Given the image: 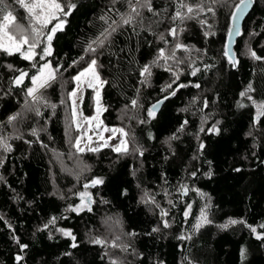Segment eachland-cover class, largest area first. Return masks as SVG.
Segmentation results:
<instances>
[{
    "label": "trees",
    "instance_id": "trees-1",
    "mask_svg": "<svg viewBox=\"0 0 264 264\" xmlns=\"http://www.w3.org/2000/svg\"><path fill=\"white\" fill-rule=\"evenodd\" d=\"M202 1L214 12L188 14L180 7L181 0H151L153 10L138 7L136 15L128 0H71L77 7L63 16L66 23L51 42V55L28 61L19 54L0 52V137L9 134L11 145V151L0 147V264H112L101 244L87 240V234L99 229L108 215L119 216L132 235L136 256L125 264H264V239H257V234L264 235V116L258 120L256 116V104L264 103V59L249 54L251 49L264 57V0H255L244 22L235 43V64L224 53L232 13L240 0ZM200 2L183 0L189 6ZM177 11L184 14L183 20L172 19ZM130 13L132 22L123 24L121 16ZM174 27L182 28L183 43L198 51L194 68L198 71L183 72L177 80L168 67L153 65L146 81L142 69L165 48ZM106 29L111 35L103 46L94 45L93 56L88 55V45L103 40ZM41 39L37 53L47 43L46 35ZM90 57L106 81L101 93L108 126L123 125L122 113L133 107V100L137 102L126 128L130 148L139 151L131 155L105 147L83 153L89 176L103 183L91 187V211L76 212L72 209L78 197L62 199L55 193V187L62 191L73 187L76 178L53 153L64 157L71 153L65 99L74 88V76ZM47 62L60 76L42 91L45 101H38L31 117L19 121V130L12 134L8 117L23 109L30 77ZM17 70L28 73L19 87L13 84L20 74ZM249 85L252 100L240 95ZM165 97L170 98L161 111L149 116L151 106ZM82 108L86 116L93 114L91 88L85 91ZM213 127L218 131H210ZM185 180L211 198L210 223L195 227L196 206L185 217L195 193L186 197L174 193L182 198H174L173 223L165 232L159 229L158 215L141 200L142 191L175 192ZM53 217L54 224L50 223ZM229 220L245 223L221 227ZM60 229L69 230L75 241ZM17 256L22 259L17 261Z\"/></svg>",
    "mask_w": 264,
    "mask_h": 264
},
{
    "label": "rangeland",
    "instance_id": "rangeland-1",
    "mask_svg": "<svg viewBox=\"0 0 264 264\" xmlns=\"http://www.w3.org/2000/svg\"><path fill=\"white\" fill-rule=\"evenodd\" d=\"M200 1L201 2L197 5H190L194 8L193 12H196V14L194 15H197L203 12V11H200L198 8V6L200 5L206 6V7H203L204 11H207L208 8L213 9V7L208 4V2L206 3V2H203L202 0ZM60 2L63 4L62 0H60ZM7 4L9 6L7 10L12 11L13 15L16 17V21L14 23L19 24L22 27L28 29V32L30 35L31 30L26 24V21H28L29 23V20L27 19L28 14L26 10L21 8L20 5L15 2V0H7ZM184 11L187 12V9H185ZM4 14L5 13L0 12V20H2V16ZM60 19L63 20L62 15L60 16ZM204 20L206 22L207 19H204ZM56 23H58L57 20H52V22L47 26V28L44 29L45 35L50 31L49 27L51 29L52 25L53 24L55 25ZM207 24L212 25L211 23H207ZM175 29L177 30L176 37L174 38L172 35L168 34L170 37L164 42L165 56L171 57L173 50H175L174 58H170L167 60L160 59L159 58L160 54H159L155 58V60L149 65L151 69L153 65H162L164 67H168V69L171 70L173 77L183 72L190 71V70L195 71L196 70L194 69L196 67L195 63L199 56V53L197 50H195V48L185 45L183 43L182 38H181L182 28H175ZM177 43L183 45V47L180 49H176L175 46ZM94 45L95 44H93L92 47H94ZM88 51H89L88 55L93 56V52L90 50ZM92 59H95V58L90 57V59L88 60V64L85 68L88 67ZM47 63H50V62H47ZM50 65L52 69L54 70L56 69L51 63ZM97 72H98V67H97ZM55 76L56 78H58L60 76V73L56 71ZM148 77L149 76H146V81ZM99 78L101 81H103L100 74H99ZM82 80H83V83H80L78 86L77 82L73 79L74 88L68 92V100L67 98L65 99V103L67 104V101H68V106H69L68 115L66 116V130H67L68 142L70 143V146H71V153L68 157H64L62 154L57 153V152L53 153V156L55 160H57V162L60 165H62V167L67 172H69L73 177L76 178V184L73 187L63 190V191L55 187V193L62 199H72L74 197H78L79 203L77 204L76 208L79 206L83 210V209L90 207L93 201V196L91 193V187H92L91 181L93 179H91V177L89 176L90 166L85 161V159L82 157V154L88 151L85 150L83 153H78L75 147H73L75 140L77 139V137H83L81 139V144H80L81 147H85L86 145L90 147H100L101 145L104 144V140H107L108 141L107 147H110L113 149V146L118 145L121 139H125L127 141L128 153H130L131 155L132 154L135 155V153L137 152V148L135 147L130 148V142H129L128 135L124 137L119 132L113 133L111 131H105L104 129L105 128L107 129H121L122 128L124 132L128 134V130L126 128L128 126L127 125L128 120L136 112L137 105L133 106L132 108L124 110L121 116V123H123V125L119 124L115 126H108L103 120V112L105 111L104 110L99 116V120L102 121L99 128L96 127V124H97L96 120H93L91 122V126H89V124L85 122L84 118L93 117L96 115L95 90L91 88L93 90V114L91 116H86L83 112L82 102H83L86 89L90 87H88L87 79L82 78ZM32 86L33 85L31 84V87ZM102 87L100 88V92L102 91ZM45 88L40 89V91L37 93V95L41 97V99L38 101H41V102L45 101V99H43L41 96V93ZM73 90H76L77 92V95L75 97L70 96V93H72ZM27 99H28V104L24 103L22 107L23 109L19 112L20 115L17 117L15 121L10 123V127H11L10 131L12 134L16 133L19 130V127H20L18 124L19 121H22L26 118L31 117L32 115L31 109L35 108V106L39 103L38 101L33 103L31 101V98H27ZM73 100L76 101L75 107H76L77 115L75 117H73L72 115L73 107H74ZM100 102H101V106L103 107V109H105V105L103 104V101H102V93H101ZM77 124L80 125L79 128H77ZM101 135L104 137V140H101L99 138ZM8 136L9 134L4 135L3 137L4 140L7 142V144H8V139H9ZM88 136L92 137L91 142L88 141L87 139ZM102 148H105V147H101V149ZM94 179H97V178H94ZM187 182L186 180L183 181V183L180 186H178V189L175 192L166 191L164 192L163 195L162 194L157 195L153 191H146V190L142 191L141 200L144 203H146L155 214L158 215V218L160 220L159 229L164 230L166 232L172 226L173 221L170 215V211L174 204V198H178V199L182 198L181 196L179 197L177 194L175 195L174 193L183 194L184 191H187V193L183 195L184 197L188 196L189 193H192V192L195 193V197L192 201V205L188 209L189 211L188 216L191 215L192 207L196 206V208L198 209V216L195 220V225L201 220L202 210L206 213V216L208 219V212L211 207V198H209V196L206 193L196 189L195 187L188 186ZM85 184H88L89 187L85 188L84 187ZM82 192H86L89 194L88 196L84 197V203H82V198L79 195ZM85 203L88 205V207L84 206ZM162 210L164 212H167L166 216L161 215ZM164 221H167L170 226L164 227ZM99 227H100L99 229L94 230L93 232H89L87 234V240L92 241V242L96 239L104 241L105 243L101 245L102 247H104L105 253L109 261L112 262L113 260H115L117 264H125L136 256L133 243H132V240H133L132 235L130 232L126 231L119 216L108 215L102 218ZM65 231H69V230H65ZM113 244H115L116 246L113 247Z\"/></svg>",
    "mask_w": 264,
    "mask_h": 264
},
{
    "label": "snow or ice",
    "instance_id": "snow-or-ice-1",
    "mask_svg": "<svg viewBox=\"0 0 264 264\" xmlns=\"http://www.w3.org/2000/svg\"><path fill=\"white\" fill-rule=\"evenodd\" d=\"M17 4L20 5L21 8L25 9L28 16L27 19L29 20V28L31 30V34L29 35L28 29L22 27L19 24H15L14 22L16 21V17L13 15L12 11H8V4L7 0H0V12L5 13L2 16V20H0V52L12 56L19 54L22 59L28 60V61H34L36 56L39 55L40 59L43 60L45 59L46 56L51 55L52 49H51V42L55 36V33L57 31H62L63 30V25L66 23V20L60 19V16L67 17L71 15L72 11L76 9L77 5L75 3H71V0L67 4H62L60 0H15ZM213 3L216 2V0H212ZM248 0H240V3L236 5V11L232 13V19L235 21L237 19L238 14H241L244 9L247 7ZM129 7L131 9V13H135L136 15H139L140 13L138 12V7H147L149 11H152V5H151V0H128ZM65 7H67L68 11H65ZM180 7L181 8H186L187 13L191 14L194 11V8L192 6L186 5L183 3V0L180 2ZM200 11H204V8L202 5L198 6ZM207 11L209 12H214V9L208 8ZM128 14L126 17L124 15L121 16V21L123 24H130L133 20V16ZM190 18V17H189ZM101 19H104V17H101ZM173 20L176 19H184V14L181 13L180 11H177L175 15L172 17ZM52 20H57L58 23H56L50 31L46 34V46L43 47L42 53H37L36 49L40 47L42 43V37L45 36L44 29L47 28V26L52 22ZM116 22L113 21V24ZM111 27V25H110ZM116 29L114 27H111V31L114 32ZM232 29L229 30V36L232 35ZM105 32H107V35L105 33H101V36L104 37L103 40L100 38H97V40H94L92 44H96L97 41H99V45L103 46L104 40L108 38V36L111 35V32H108L106 29ZM169 34L172 35L174 38L176 37L177 30L175 28H172L169 30ZM236 34L239 35V30L236 29ZM207 35V33H206ZM163 39V37H161ZM92 44L88 45V50L95 52L96 49L92 47ZM183 45L177 43L175 48L180 49L182 48ZM225 56L229 57V61L233 64L237 63V61L234 60L233 55L231 54V49L230 47L226 46L225 48ZM249 54L253 59L256 60H261L264 59V57H260L256 54L255 51H252L249 49ZM175 55V50H173L172 56L168 57L165 56V51L164 49H160V59H170L174 58ZM33 67H36L35 64L32 65ZM8 68L10 70L13 69V65L9 64ZM19 71V75L14 77L13 79V84L14 86H21L24 83L25 78L28 77V73L23 70H17ZM58 71V69H52L50 63H45L43 64L37 75L31 76V82H32V87H27L26 89V100L25 104H28V99L31 98V101L33 103L37 102L38 100L41 99L40 96L37 95V93L40 91V89L45 88L46 86H50V82L54 81L56 79L55 72ZM198 71L195 70L193 71V75H195V72ZM175 75V74H174ZM141 76H151V67L148 65H145L144 68L141 71ZM82 78L87 79L88 87L93 88L95 90V100H96V115L93 117H85L84 120L86 123L91 126V122L93 120L97 121L96 127L99 128L100 124L102 121L99 120L100 114L105 110L101 106V92L100 88L106 81H101L99 78V74L97 72V61L95 59H92L88 65L87 68H85L83 71L78 73L73 79L77 82L78 86L80 83H83ZM176 79H179V76L176 75ZM146 82V81H144ZM175 83V81H173ZM196 87H199V85H195ZM169 88L172 87L171 84L168 85ZM179 87H186V85H179ZM253 89L251 85H249L248 89L245 92H242L240 95L242 97L247 96L249 100H252V97L248 95L249 92H251ZM77 95L76 90H73L72 93H70V96L75 97ZM171 95H175V90L171 93ZM168 97H165L167 99ZM82 102V101H81ZM253 104H256V102L253 100ZM136 101L133 100L132 104L133 106L136 105ZM159 103H163V101L158 102V104L153 105L151 109H149V116L155 115V111L159 106ZM76 101L73 100V112L72 115L75 117L77 115L76 107H75ZM241 107H244V105H240ZM53 108H55V105H52ZM257 108V120L261 117L264 116V103L261 104H256ZM36 114L40 115L41 113L39 112V109H36ZM19 113L13 114L8 117V122L12 123L17 119L19 116ZM143 123V121H141ZM187 123V121H185ZM80 125L77 124V128H79ZM183 127V126H182ZM105 131H111L113 133L119 132L121 133L122 136L126 137L128 134L124 132V130L121 129H104ZM203 130V129H201ZM210 131H218L215 127L211 129ZM33 135H36V131L33 130ZM83 137H77L75 140V143L73 144V147H75L76 151L78 153H83L85 150L90 151V152H99L101 150V147H107L108 146V141L104 140V137L101 135L99 138L101 140H104V144L101 145L100 147H90V146H85L81 147V139ZM172 138H175L173 136ZM88 141L91 142L92 137L88 136L87 137ZM0 147H3L5 151H11V145L7 144V142L4 140L3 137H0ZM201 149H203L204 145H200ZM113 151H116L118 153H127L128 152V146H127V141L125 139H121L120 143L118 145L113 146ZM139 151V149H137ZM140 155H143V152L140 151ZM195 175V173H193ZM0 179H3L0 177ZM103 180L100 178L93 179L91 181V186H95L98 184H102ZM85 188H88L89 185L85 184ZM82 198V203H84V197L88 196L89 194L86 192H82L79 194ZM85 207H88V205L85 203ZM190 208V206H189ZM81 207L73 208L72 211L79 212L81 211ZM88 210L91 211V208L88 207ZM162 216H166L167 212H164L162 210L161 212ZM185 217L189 215V211H185L184 213ZM50 223H55V217L52 218ZM204 223H210L208 221L206 213L202 210L201 212V220L195 225L197 229L202 226ZM237 223H245L243 220H229L228 224L221 225V227L227 228L229 225H235ZM170 225L168 224L167 221H164V227H169ZM48 225H44V228H47ZM251 231L253 233H256L257 230L255 227H251ZM261 227H264V225H261ZM65 236L71 237L73 241H75L76 237L72 235L70 231H65L64 229H60ZM154 232L159 231L158 228L153 229ZM181 239H185V237L181 236ZM257 239H264V235L257 234ZM19 243V241H17ZM93 243L96 244H103L105 243L102 240L96 239L93 241ZM116 245L113 244V247ZM27 245H21V249L26 248ZM72 247H77L76 243L74 242L72 244ZM244 253L242 252V255ZM17 261L21 260L22 257L17 256ZM112 264H117L115 260L112 261Z\"/></svg>",
    "mask_w": 264,
    "mask_h": 264
},
{
    "label": "water",
    "instance_id": "water-1",
    "mask_svg": "<svg viewBox=\"0 0 264 264\" xmlns=\"http://www.w3.org/2000/svg\"><path fill=\"white\" fill-rule=\"evenodd\" d=\"M254 5H255V0H248L247 7L244 9V11L241 14H238L237 19L235 21H233V19H232V26L230 29H232L233 31H232L231 36L228 35L226 46L230 47L231 54L233 55V58L235 61H236V55L234 52L235 43H236L237 39L240 37L244 22H245L246 18L248 17V15L250 14V12L253 10ZM235 11H236V8H235L234 12ZM236 29L239 30V35L236 34ZM57 34H58V31L55 33V36H54L52 42L55 41ZM169 98L170 97H168L167 99L162 98L153 104V105H156V104H158V102L163 101V103H159V106L156 109L155 113H159L161 111L162 107L164 106V104L166 103V101ZM152 106H151V108H152ZM185 193H187V191H184L183 195H185Z\"/></svg>",
    "mask_w": 264,
    "mask_h": 264
}]
</instances>
